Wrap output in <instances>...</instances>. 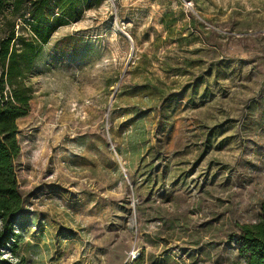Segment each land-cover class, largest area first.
I'll list each match as a JSON object with an SVG mask.
<instances>
[{"label":"rangeland","instance_id":"obj_1","mask_svg":"<svg viewBox=\"0 0 264 264\" xmlns=\"http://www.w3.org/2000/svg\"><path fill=\"white\" fill-rule=\"evenodd\" d=\"M27 83L0 262L245 264L236 226L264 202V0H103L51 35Z\"/></svg>","mask_w":264,"mask_h":264},{"label":"trees","instance_id":"obj_2","mask_svg":"<svg viewBox=\"0 0 264 264\" xmlns=\"http://www.w3.org/2000/svg\"><path fill=\"white\" fill-rule=\"evenodd\" d=\"M102 1L0 0V251L15 243L12 217L23 205L14 161L19 156L17 121L28 114L33 94L28 73L56 30L78 22L85 10ZM18 22L22 26L16 31ZM236 228L237 252L244 263L264 264V202L257 222Z\"/></svg>","mask_w":264,"mask_h":264}]
</instances>
